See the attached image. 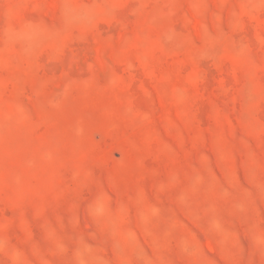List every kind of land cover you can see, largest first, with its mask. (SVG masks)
<instances>
[{"label": "rangeland", "instance_id": "1", "mask_svg": "<svg viewBox=\"0 0 264 264\" xmlns=\"http://www.w3.org/2000/svg\"><path fill=\"white\" fill-rule=\"evenodd\" d=\"M0 264H264V0H0Z\"/></svg>", "mask_w": 264, "mask_h": 264}]
</instances>
